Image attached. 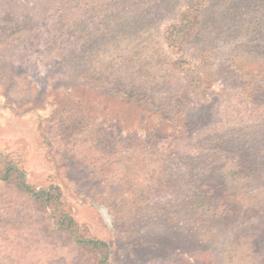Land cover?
Returning <instances> with one entry per match:
<instances>
[{
	"label": "rangeland",
	"instance_id": "1",
	"mask_svg": "<svg viewBox=\"0 0 264 264\" xmlns=\"http://www.w3.org/2000/svg\"><path fill=\"white\" fill-rule=\"evenodd\" d=\"M3 176L0 264H264V0H0Z\"/></svg>",
	"mask_w": 264,
	"mask_h": 264
},
{
	"label": "trees",
	"instance_id": "2",
	"mask_svg": "<svg viewBox=\"0 0 264 264\" xmlns=\"http://www.w3.org/2000/svg\"><path fill=\"white\" fill-rule=\"evenodd\" d=\"M185 24H183V26H184ZM186 29V28H185ZM185 29H184V31H183V37H185L186 36V31H185ZM17 177L20 179L21 177H20V175H19V173H17ZM8 179V176H3L0 180L1 181H5V180H7ZM21 185H23L22 183H21ZM95 244H99L100 246H102V247H104L105 246V244H103V243H97V242H95Z\"/></svg>",
	"mask_w": 264,
	"mask_h": 264
}]
</instances>
